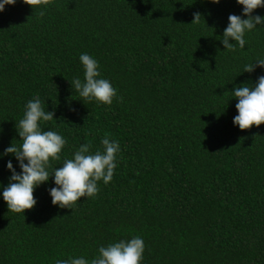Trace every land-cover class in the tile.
Instances as JSON below:
<instances>
[{"label":"trees","instance_id":"16d2710c","mask_svg":"<svg viewBox=\"0 0 264 264\" xmlns=\"http://www.w3.org/2000/svg\"><path fill=\"white\" fill-rule=\"evenodd\" d=\"M43 11L44 15L39 13ZM201 16L192 23L194 14ZM237 0H23L0 12V154L20 146L16 124L39 96L54 119L41 122L67 141L60 161L81 144L118 141L110 183L73 209L52 204L54 174L34 190L35 206L9 211L3 190L19 162L0 155V264H56L140 236L141 264H264V124L234 125L236 87L255 85L264 67V24L243 49L224 48ZM253 15L264 17V7ZM99 62L117 90L111 105L81 100L80 55ZM123 98L122 100L120 98ZM27 161H25L26 163Z\"/></svg>","mask_w":264,"mask_h":264},{"label":"clouds","instance_id":"9594fccd","mask_svg":"<svg viewBox=\"0 0 264 264\" xmlns=\"http://www.w3.org/2000/svg\"><path fill=\"white\" fill-rule=\"evenodd\" d=\"M16 2L17 0H0V12L4 10L5 5H14ZM23 2L35 9L49 5L52 0ZM212 2L219 3L220 0ZM237 3L243 5V15L247 18L236 14L228 16L229 23L224 29L222 43L224 48L230 51H234L236 47L230 40L243 49L246 43L245 33L257 25L264 24V17L252 14L255 9L264 7V0H237ZM39 14L43 16L44 12ZM200 16L195 13L192 23H198ZM79 59L84 68V80L73 79L70 81L72 88L78 92L82 101L94 99L111 105L117 90L108 79L101 78L99 62L87 53H82ZM257 65L264 67V58H257L255 63L245 65L243 71L251 73ZM233 96L238 100L235 105L238 114L233 118L234 125H238L241 130H247L264 124V75L258 78L255 85L244 84L236 87ZM53 119L54 113L45 111V105L39 96L29 100L23 118L16 124L22 144L19 147L12 144L0 154H13L21 169V172H17L12 161L7 162V168L12 175L2 195L9 211L24 213L25 210L32 209L37 203L34 197L35 188L48 181L53 174L56 186L49 189L52 204L69 209H73L82 197H95L99 191L98 182L103 181L107 185L113 179L120 144L110 140L108 134L101 141L102 150L91 152V143L81 144L72 158L64 159L62 166L55 167L50 172L51 161L61 160L62 149L67 143L58 132L42 130L41 122ZM144 251V241L137 235L130 240L101 246L91 261L84 257H70L57 260L56 264H141Z\"/></svg>","mask_w":264,"mask_h":264}]
</instances>
